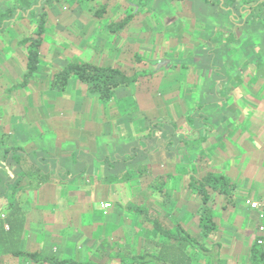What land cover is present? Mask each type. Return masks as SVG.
Instances as JSON below:
<instances>
[{
    "label": "crops",
    "instance_id": "crops-1",
    "mask_svg": "<svg viewBox=\"0 0 264 264\" xmlns=\"http://www.w3.org/2000/svg\"><path fill=\"white\" fill-rule=\"evenodd\" d=\"M132 24L115 34L111 32L113 34L112 38L125 32L121 36L126 41V52L132 46L133 48L138 47V43H129L132 35ZM199 42L203 43V41ZM82 43L83 46L91 49V43H86V41ZM2 47L5 50L8 49L6 45ZM45 48L46 45H44V54ZM19 49L26 58V50L21 46ZM4 51L0 52V54L3 53V58H0V66H6L12 71L15 69L14 61L10 65L9 61H4L7 58ZM122 51L120 50L118 55H113L112 51L106 50L107 55L105 57L107 56L108 59H105V62L100 61V54L96 55L97 59H86H88V62L99 65H113L126 69L128 63L126 58L132 60L134 57L133 53L129 57L119 56ZM199 51L201 57L199 58L200 61L197 62L199 65L197 67H201L206 72L200 78H197L198 75L195 77L191 75L189 80L200 85L201 101L207 104L202 110L204 112H214L209 115H205L204 112L194 113L193 127L195 131L201 129V132H205V135H201L200 144L198 142L195 148L197 151L201 150V154H205L208 152L205 147L207 144L211 145V152L208 153L209 156H215L216 161L208 159L210 164H217L215 167L220 168L224 174L230 175L235 180L237 184L236 193L240 198V202L233 209L216 211V219L220 223V230L224 223H230L233 226L232 228H237L235 230L238 232L239 223L244 218H246L245 221L249 228L253 223L256 222L257 225L259 223L258 213L251 211L246 202L248 200L264 199V76L257 78L253 75L249 78V85L242 87L239 80L241 77L237 73V77L233 76V85L228 90L224 89V85L232 79L225 76L221 80H216L220 86H216L214 90L208 87L209 83L212 82L211 84H213L214 79L222 76L212 78L208 74L210 68L207 62H210L211 59L209 56L210 48H205L203 45ZM75 53L76 43L71 57ZM79 57L85 58L82 54ZM50 60L51 66L52 59ZM68 62L65 63L63 68ZM130 65L132 69L136 66L134 63H130ZM155 66L153 67L155 68ZM50 68L52 69V67ZM164 68L170 70L167 66ZM56 71L52 72L53 75ZM21 74L25 77L24 70ZM170 77L171 74L168 75L167 79ZM52 78L49 85L52 97L49 98L44 95V92L35 93L33 94L34 106L31 103L32 94L13 95L10 91L13 90L12 92L16 93L19 90H14V86L12 88L6 78H0V148L2 152L0 156V210L5 217V211L8 209L9 204L17 203L21 206L26 216L25 232L22 239L23 248L26 251H44L63 259L86 261L91 256V249L88 247L84 257L76 258V250L74 251L72 243L67 239L68 236L76 237V233L85 232L86 230H88V233H86L89 237L93 236L94 238L96 232L98 234L100 231L106 236L107 229L102 230L101 228L105 222V228L107 225L111 226L109 236L117 234L119 228H122V224L119 222V219H121L119 213L116 212L109 219H103L96 215L97 208L102 211V205L107 202V197L115 193V188L112 190L111 187L103 185L105 194L101 197L102 185L96 181V178L104 176L108 162L122 165L130 155H134V151L138 148L151 147V142L149 144L144 141V134L149 129V123L165 120L169 117L168 107L164 100L171 103L176 102L179 92L177 89L169 87L170 81L176 80V78L170 79L169 82H166V78H155L152 80L153 84H148L144 80L143 82L139 81L130 88L117 90L116 97L104 106L96 96L89 92L87 86L81 83H79L77 91H75V85L71 92L68 91V87L63 92L52 90ZM239 89L243 90V93ZM35 90L38 91V89ZM96 99L99 102L98 108L95 107ZM230 100V106L227 108L221 107L223 103H230ZM213 104L214 106H211ZM229 114L232 115L233 119L229 118ZM210 115L216 116L220 122L219 125L208 130L206 126L196 123V117L206 119ZM190 129H187V131ZM208 131H212L211 136ZM197 137H199L198 134L193 136V138ZM173 143L171 150L176 155L169 158V161H154L152 158H155V156L149 155L150 153L148 154V161L153 164L152 174L154 178L160 175H168L170 191L176 190L172 192V195L177 196L180 194L184 197L185 193L183 192L182 195L178 191L183 186L186 187V181L191 176L189 170L192 169V164L190 163L195 156L193 151L189 149L191 145L188 138L179 142L178 137L175 136ZM219 144L223 149L218 148ZM91 145L99 150L90 152L88 146ZM181 148L184 150V156L179 154ZM216 148H218V151L214 152ZM32 166H36L42 172V175L44 174L47 177L48 182L40 188L32 189L24 179L17 186L21 177L27 171H30ZM116 170H112L111 173H117ZM88 177L93 182L91 186H87L88 191L92 187L94 189L93 195L96 196L97 194V198H94V196L91 198L86 194L88 202L83 203V209H79L78 207L82 203L72 201L70 197L75 188V192H78L79 185L76 187L71 186L72 184L68 185V183L74 181L73 184L76 185L80 183L78 181ZM179 184L180 187H178ZM81 187L85 186L81 185ZM182 199L176 207L170 205L168 211L173 214L172 216L169 215L170 220L188 229L192 226L191 224L195 218H193L190 202L188 200L182 201ZM158 203L160 208L158 207L157 210L160 213L162 209L161 200H158ZM87 211L92 214L88 217L84 215L85 220H90V222L86 221L88 225L84 226L82 213L84 214ZM251 220L252 224H250ZM95 223L100 224L98 228H96ZM115 228L117 229L115 230ZM52 229L55 230V233H52ZM220 230L218 237H220ZM243 232L247 231L243 230ZM60 235L67 238L63 239L64 237L61 236V239H57L56 237ZM240 238L242 240L244 238L243 241L246 240L247 242L246 237L242 236V231ZM242 240H240V243ZM231 247L230 250L228 249L224 253L225 256L229 255V252L233 255L234 251ZM240 251H242L240 247L238 254L235 251L236 258L239 256ZM0 264L31 263L25 262L23 259L15 260L10 256L0 255Z\"/></svg>",
    "mask_w": 264,
    "mask_h": 264
},
{
    "label": "trees",
    "instance_id": "trees-1",
    "mask_svg": "<svg viewBox=\"0 0 264 264\" xmlns=\"http://www.w3.org/2000/svg\"><path fill=\"white\" fill-rule=\"evenodd\" d=\"M38 1L16 0L13 9L0 13V30H3L4 22H7L8 25L14 23L13 16L17 11H21L24 15L30 11L32 20H35L34 29L28 32L29 34L24 36L22 40L15 43L26 50L25 78H31L38 72L42 59L41 47L45 42L47 27L50 21L49 12L47 11L49 8L42 7L43 4H39ZM50 1L53 0H45V2ZM136 1H145L147 3L148 1L162 0H77L76 2L83 7V15L88 20L89 25L94 22L100 25V22L112 19L113 21L107 25L108 30L109 32L116 33L126 29L134 20V8L130 4ZM166 1L175 5H181L184 0ZM88 2H101L102 4L100 8L93 9L88 8V5L85 4ZM203 2L214 8V15L224 16L221 28L208 29L204 23L194 22L195 29L198 27L200 31L208 33L205 36L209 37L206 41L198 38V43H200L199 41H203L204 43H200L201 48L203 45L205 48H210L209 56L211 59L210 62H207L210 68L208 74L212 78H215L220 74L217 68L218 64H221L220 69L223 72H226L224 65L228 64L239 73L241 77L239 79L241 81L240 86H248L250 82L249 78L254 74L249 73L250 67L245 64L247 61H241L243 63V67L241 68V65L237 63V58H241L242 55L249 57V59L250 57L258 58L259 55L264 57V0H203ZM128 9H131V13L128 12ZM241 17H244V21L242 24H239L238 20ZM0 35L4 36L1 31ZM202 35L204 36L205 32ZM197 36L199 37V35ZM255 36L262 40H256ZM1 39L4 42L5 38L0 37V52L5 50L2 47L4 43L1 42ZM258 47H260V50H257ZM233 48H237L239 51L230 54ZM222 54L227 55L228 59H221ZM132 60L136 62L134 64L136 66L142 62L139 56H134ZM174 67L175 71H182L184 69L188 71L186 72L187 76L180 75L186 77L184 81L185 88L190 94L187 93V98L184 101L181 100L179 103L177 101L171 103L167 100L170 103V107L168 108L169 117L165 120H160V125L157 126V129H153V127L147 129L144 141L149 144L151 142V146L157 143L160 137L166 136L172 146L175 136L178 137L179 142L185 138L189 139V144L191 145L189 149L193 151L195 156L190 163L192 164V169L189 170L191 176L186 181V187L183 186L184 189L182 188L178 191L182 195L184 192L185 196L182 197L180 194L177 196L172 195V192L176 190L170 191L168 175H160L154 178L152 174L153 164L148 161V154L150 152L145 146L142 149L138 148V150L134 151V155H130L122 165L108 162L104 176L96 178V181L102 185L101 197L105 194L103 185L111 187L112 190L121 182L131 183L136 186V193L131 197L133 202H129V209L139 214L140 220L143 218L142 225L143 227L145 226V232L149 235L147 240L150 245H153V249L147 250L143 254L137 251L134 252L132 248L129 249V246H132L134 243L137 245L139 242L141 243V240L135 237L125 249H122V245L117 242H109L105 250L104 247L100 248L101 258L99 262L93 261L91 257H88L86 261H79L77 259L75 261L59 258L44 251L29 252L23 248L22 240L25 232L26 216L21 206L15 203L9 204L4 218L0 210V255L10 256L15 260L23 259L25 262H30L31 264H113L103 260V256H109L111 259L118 260L119 263L117 264H195L200 256H203L205 259L210 257L212 251L211 244L213 248L221 246L220 243L217 241L214 243L212 240L217 238L220 230V223L216 219V214L219 210L233 209L239 204L240 198L236 193L237 184L230 175L224 174L220 168L215 167L217 164H210L208 159L214 162L216 160L215 156H209L208 152H211V145H208L206 140L204 141L207 144L205 150H208V152L201 154V150H196L195 146L200 141L201 135H205V132H201V129L195 131L193 127L194 113L204 112L202 109L207 104L201 101L199 92L198 94L193 93L195 89L198 91L200 89L198 83L190 82L189 80V77L194 75V67L190 63L176 64ZM174 67L170 70L168 68L162 69L163 71L161 70L159 72L160 75H158V72L140 69L138 66V69L133 68L132 71H129L128 68L124 69L113 65H99L93 62L77 61L75 63L70 61L64 68L54 73L51 88L57 92H63L71 80L76 79L79 83L86 85L89 92L106 106L116 97L117 90L130 88L142 79L150 83L155 78H164L163 76L167 73L170 74ZM159 68L155 66V70ZM156 73L157 75L155 76ZM216 86H220L216 81L210 85L214 90ZM177 96L178 98L176 99H179V93ZM211 106H214V104ZM213 112L207 111L204 114L209 115ZM189 128L191 129L187 131ZM195 134H198L199 137L193 138ZM218 148L223 149L221 145ZM218 148L214 149V152ZM3 155L5 156V154ZM112 170H116L115 172L117 173L113 172L112 174ZM24 179L32 189L40 188L48 182L47 177L44 174L42 175V172L36 166H32L31 170L21 177L17 186ZM82 181L84 179L78 182ZM178 187H180V184ZM181 199L182 201L188 200L190 202L193 218H195L191 224L192 226L188 229L170 220L169 216L173 215L168 211L170 205L176 207ZM158 200H161L162 209L160 213L157 210L159 207ZM250 224H252V220ZM248 251L250 261L253 264H264V252L258 248L255 241Z\"/></svg>",
    "mask_w": 264,
    "mask_h": 264
},
{
    "label": "rangeland",
    "instance_id": "rangeland-1",
    "mask_svg": "<svg viewBox=\"0 0 264 264\" xmlns=\"http://www.w3.org/2000/svg\"><path fill=\"white\" fill-rule=\"evenodd\" d=\"M76 1L77 0H53L50 2H45V0L38 1L39 4H43L42 7L49 8L47 11L49 12L50 21L47 27L48 30L46 33L45 42L43 43L41 48L42 62L40 64L38 72L31 78H25L21 74L23 70L25 71L26 59L20 52V46L18 44H15L16 42L22 40L24 36H27L29 34L28 32L34 29L35 20H32L33 18L30 11H28L26 15H24V13H22L21 11H17V13H14L13 16L14 23L12 25H8L7 22H4L3 30H0L1 33L4 34V36L0 35V37L5 38L4 42L2 39L1 42L4 43V45L8 46V49L4 51V53L6 52L5 54H7V58L4 59V61H9V65L14 61L13 64H15V69H13L12 71H10V69H8V67L6 66H0V78H6L12 88L14 86V90H19V92L16 93L12 92L13 90L10 91L13 95L25 93L32 94V106H34L33 94L35 93L37 94L38 92H44V95L48 96L49 98L52 97V91L49 89V85L50 80L53 77V71L62 69L65 63L68 61L75 63L76 61L88 62V59H97L96 55L99 54L100 61L105 62V59H108L106 58L107 56L105 57V55H107L106 50H108L109 52L112 51L113 55H118L120 50H123L119 56L123 55L124 57H129V55L133 53V57L139 56L142 59V62L137 65L138 68L158 73L162 69H167L164 68L165 66L172 69L176 64L190 63L191 65H193L192 67H194V77L198 75L197 78H200L204 76V72L206 71L201 67H197V62L200 61L199 58L201 57L199 51L201 49V46L200 43H198V38H205L204 40H207L209 37H205L206 34H208L206 33V31H204L205 35L201 36L202 34H204V32L200 31L198 27L197 29H195L194 22H202L208 27V29L221 28V26L223 25L222 20L224 18V16L222 15H214V8L204 4L203 0H184L181 5H175L174 3H170L166 0L151 2L148 1L147 3H145V1H136L135 3L130 4V6L134 8L135 18L136 16L137 18L131 22L133 23V28L131 31L132 35L129 39V43H138V47L133 48L132 46V48H129V51L126 52V41L123 40L121 36L125 32L117 34L115 35L116 37L112 38L111 36H113V34L108 31L107 27V25L111 23V21H113L112 19H109L108 21H102L100 22V25H98L97 22L91 23V25H89L88 20L83 17V7ZM15 3L16 0H0V13H4L10 9H13L15 7ZM85 4L88 5V8L98 9L101 7L102 3L88 2ZM128 12L131 13V9H128ZM146 13L148 14L147 17ZM243 21L244 17H241L238 20V23L242 24ZM197 35H199V37ZM254 38L258 41L262 40L256 36ZM81 41L91 43L92 45H89L91 49L94 50L83 46V43ZM75 43L76 53L71 57ZM44 45H46L45 54ZM9 49H11V51H9ZM258 49L260 50V47H258L257 50ZM238 51L239 49L233 48L230 54L237 53ZM81 54L84 55L85 58L79 57V55ZM0 58H3V53L0 54ZM50 59H52L51 66ZM126 59L128 62L127 66L125 63L124 64L126 68L132 71L130 63L135 64L136 62H134L133 60H129V58ZM221 59L227 60L228 57L227 55L222 54ZM237 60V63L241 65V68L243 67V63L241 61H247V63L245 62V64L249 65L250 67L249 73L254 74L257 78L264 76L263 56L259 55L258 58L250 57L249 59V57L242 55L241 58H237ZM156 63L159 64L157 65V67H160L158 70H155V68L153 67ZM137 66H135L136 69H138ZM220 66L221 64H218L217 66L220 73L218 74V76L222 77H218V79H214L213 81L215 82L216 80H221L225 76L229 77L232 80H229V83L224 85V89L228 90L233 85V76L237 77L238 74L236 72V69H234L231 65H224L226 72H223L222 69H220ZM50 67H52V69ZM186 72H188L186 69L182 71H175L174 67L173 71L170 72L171 77L169 79H167L169 75L168 73L163 76L167 79V82H169L170 79L176 76V80L170 81L171 84L169 87L171 89L179 90L180 100L176 99L178 103L181 102V100L184 101L188 96L187 90L185 88L186 85L184 82L186 77L182 76H187ZM144 80L145 79H142L141 82H143ZM150 83L153 84L154 82L150 81ZM150 83L148 82V84ZM211 83L212 82L209 83L208 87H210ZM74 85L76 87L75 91H77L79 87L78 80H71L68 86L69 92L74 89ZM35 89H38V91L36 92ZM240 91H242L241 93H243V90ZM198 92L199 91L195 89L193 93L198 94ZM231 100L230 103H221V107L227 108L228 106H230ZM164 101L166 103V106L169 108L170 103H168L167 100ZM95 103V107L98 108L99 102L97 99ZM229 118L233 119L231 114H229ZM159 121L149 123V128L153 127V129H157V126L160 125ZM196 123L198 125L206 126L209 130L210 128H214L219 125L220 122L216 118V116L210 115L206 119L196 117ZM211 132L212 131H208L210 136L212 135ZM104 139L105 138L103 137V140ZM167 139L168 137L166 136L162 138L160 137L157 143L151 145V147L147 146V149H149L148 151H151L149 155L155 156V158H152V160L169 161V158L176 155V153L171 150L173 148V146L170 145L171 142ZM88 149L90 150V152L99 150L95 149L92 145L88 146ZM220 153L222 152L220 151ZM179 154L184 156L183 148L179 150ZM73 182L74 181H72V183H68V185L72 184L71 186L76 187L79 185V190L78 192H75V188L72 195L70 196L71 200L76 201L77 203H82L78 208L83 209V203L88 202V197L86 196V194L91 196V198L94 196V189L90 187V190L88 191L89 188L87 187L93 184L92 179H84V181L76 185L73 184ZM81 185H84L86 187H81ZM135 188L136 186L134 184L121 182L120 184L116 185L115 193H113V195L111 196H108L107 202L103 203L102 211H99V208H97L96 210V215L100 216L103 219H109V217L116 214V212L121 215V219H119V222H121L122 228H119L117 234L115 233L113 234V236H109L111 226L107 225V227L105 228V222L101 228L102 230L107 229V237L103 235L101 231L98 234L96 232L94 238L93 236L89 237L87 235L88 230H86L85 232L76 233V237L68 236L69 238H67L64 237V235H60L56 238L61 239L62 236L64 237L63 239H69L72 243L74 251L76 250V258H81L82 256L84 257L85 253H87V248L89 247L91 249L90 257L95 262L100 261V248L104 247L105 250L109 242H117L122 245V249H125L131 244L132 240L135 237H138L141 240V243L139 242L138 245L134 243L132 246H129V249L132 248L134 252L137 251L140 254H143L147 250L153 249V245H150L147 240V238H149V235L145 232V226L143 227L142 225L143 218L140 220V215L129 209L130 204H128V202H133V199L131 197L136 193ZM130 194H132V196H130ZM94 198H97V194L96 196H94ZM93 213L95 214V212ZM91 214L92 213H88V211L84 212V214L82 213L84 226L88 225L86 223L87 220H85L84 215L88 217ZM245 220L246 218L240 221L238 232L236 231L237 228H235L236 230L232 228L233 226L230 223H224L222 229L220 230V237H218V235L216 239H212L214 243H216V241H219L221 246H216L213 248L211 244L212 251L210 253V257H208V259H205L203 256H200L198 258L199 260H197L195 264H253L250 261L248 250L254 244V240L256 237V232L254 231H256L257 223H253L249 228V225ZM87 222H90V220H88ZM113 222L119 223L118 221ZM95 224L97 225L96 228H98L100 225L98 223ZM116 229L117 228H115V230ZM243 230H246L247 232H243ZM51 231L52 233H55L54 229H52ZM241 231L242 236L246 237L247 242L246 240L243 241L244 238L243 240L240 238ZM240 240H242L241 243ZM134 246L135 248H133ZM230 247L234 251L233 255H231V252H229L230 254L225 256L226 254L224 255V253H226V251ZM239 247L240 250L242 248V251H240L239 256L236 258L235 251L238 254ZM103 260H105L107 263H119L118 260L111 259L109 256H103Z\"/></svg>",
    "mask_w": 264,
    "mask_h": 264
},
{
    "label": "built area",
    "instance_id": "built-area-1",
    "mask_svg": "<svg viewBox=\"0 0 264 264\" xmlns=\"http://www.w3.org/2000/svg\"><path fill=\"white\" fill-rule=\"evenodd\" d=\"M246 204L251 211L258 213L257 215L259 223L256 228V237L254 241L256 242L258 248L264 252V199L248 200Z\"/></svg>",
    "mask_w": 264,
    "mask_h": 264
}]
</instances>
